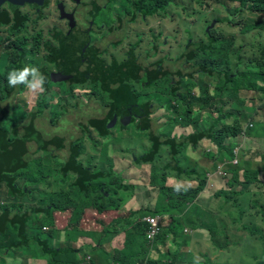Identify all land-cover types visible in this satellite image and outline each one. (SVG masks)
<instances>
[{"label": "rangeland", "instance_id": "obj_1", "mask_svg": "<svg viewBox=\"0 0 264 264\" xmlns=\"http://www.w3.org/2000/svg\"><path fill=\"white\" fill-rule=\"evenodd\" d=\"M96 1L100 0H48L46 5L40 9L34 10L28 6L17 8L16 12L24 20L23 26L16 27V25L14 26L12 23H9L6 26L0 27V77L2 78L0 82V91H2L1 89L5 85L8 86L6 80L4 81L6 68L8 67L7 71L10 72L13 69H22L24 67L23 59L17 63L21 51V54L23 55L25 53L26 57L24 65L29 61L32 63V66L37 67L41 73L45 70L50 75H56L58 72L56 64H51L44 59V57L50 56L48 52H50L49 48L51 49V46L56 50L59 47L58 43L53 40V33L59 31L62 36H66L68 33V25L71 23L79 25L77 29H79L81 40H84L83 34L85 26L89 21L94 19H96L94 25L98 24L97 26L102 27V30L101 34H89L88 39L90 43L103 40L100 43L102 46L106 42V37L108 40H116L118 36L123 39V43L120 41L115 48L112 47V49L110 48L109 50L108 47L106 52L100 56L101 59L109 61L110 63L115 60H117L118 63H125L130 60V54L137 64L141 65L143 68L148 67L149 69H152L158 61L163 60L170 69L174 71L176 69L181 70L180 74L184 77L180 81L182 92H185L186 95L198 96L208 91L201 101L208 102L210 99V102L220 103L224 108V113L236 112L233 110L235 109L234 102L226 96L229 93L233 94V92L227 89V85L226 90H222L219 84H217L220 83L218 80L211 79L207 76L206 73L208 69H211L216 74L226 72L229 77H233L238 76V73L242 71L238 68V65H236L238 63L237 57L245 63L253 57L262 59L264 62V14H254L255 11L259 12V8L240 12V3L238 1L171 0L169 5L162 11L148 16H137L133 22L119 25L115 22L114 17L118 9V4L115 0H102L100 3H106L102 7L100 15L92 17L91 19V15L95 11ZM59 6H63L62 8L67 16L71 17V22L69 21L68 25L60 16ZM247 6L249 9L253 7V4L248 3ZM1 11H6V6H3ZM83 20H87V24H84ZM101 22L104 24L102 25ZM249 25H254V29L241 34L240 32L246 30ZM112 26L115 27V31L109 33L108 29ZM104 31L107 32L105 38L103 36ZM211 39H216L221 42V39H223L225 42L224 44H230L228 53L232 55L231 57L234 64L229 62L227 64L221 63L220 60L212 58L208 52H200L190 61L183 60L179 62L180 56L186 52L185 47L189 41L194 44L200 42L208 44ZM22 41H24V43L20 44ZM71 49L72 51L75 49V44H72ZM61 50L62 48L60 51ZM257 50L258 52H256ZM28 51L30 55H28ZM66 60L72 61L70 58ZM10 61H13V63L9 65ZM69 67L72 68L71 65ZM193 70L194 72L191 73ZM247 72L250 75L254 74L249 70ZM219 75L223 79L222 75ZM126 84L130 91L139 93L141 99L147 98L152 92L156 95H161V98H159L157 102V108L149 119L150 121L154 120V125L165 124L170 117V113L161 107L159 108V106L164 104V99L168 98L165 91L166 89L172 90L174 82L168 77H163L161 80L155 81L151 85H142L140 82L134 80H129ZM49 89L50 92L48 94H44V92L42 94L38 91H30L25 87L24 90L19 93V100L24 103L21 110L13 112L3 123L5 128L9 129L19 121L28 120L31 114L33 115L37 111L36 107H42V110L37 112V116L39 117L36 120V128L41 131L44 137H48L52 130H56L58 133L62 132L59 136L63 139L64 143L62 149L50 148L49 151L39 150L34 153L32 159H30V162L39 159L43 167L42 174L45 181L42 185L36 186L35 188L42 194L55 193L56 195L61 193L60 190H62V187L68 190L67 184L72 182L74 177L69 176L67 183L61 185L59 182L60 176L56 175V173L59 167L62 166L61 160L64 159L68 153L67 147L70 145V142L82 137L77 161L84 169L87 168L90 171H100L106 175L104 178H95L90 183V186L95 187L94 185L99 184L98 181H103L105 189L102 190V196H112L113 198H111V200L109 199L112 203L108 206L104 205V209L102 210L101 208L97 209V207H90L89 209L92 210V213L89 210H85V220L82 224L80 223L81 221H77L78 231L75 232H70L67 229L72 225L70 221V211H58L53 207H47L48 204L46 202H44V204L42 202L41 204L38 203V205L35 206L36 202L40 199V197L36 195L32 197V200L24 199L22 205L27 208L32 206L33 208H40L39 211L30 214V219L32 223H36L40 226L42 230V239L48 240L50 247L58 248L59 246H70L75 250L79 249L77 251V258L81 260L79 264H84L85 262L89 264H95L96 262L102 264H120L122 263L121 257L126 253L124 247L126 232L131 229L134 222H127V225L121 228L124 224L126 209H128V207L122 205V203H120L122 199L117 196L129 198L133 201L134 205L136 207L138 206L140 209L155 204V201H153L154 197H164L160 196L161 193L149 182L150 169L141 167L143 164L149 166L152 164L136 162L137 158L140 157L145 150L150 149L151 143H147V138L144 136V133L139 134L133 121L120 124L118 118H116L113 123L111 122L108 127L109 136L106 139L100 138L92 127H88L83 131V128H80L78 125L86 124L90 122V119H102L108 111L104 109V107L110 104L106 95H103L97 87L92 89L89 82L75 84L57 79V81L49 84ZM159 89H161V91ZM217 90L224 94L222 96L216 94L215 91ZM53 93L55 95L54 99L42 101L43 97L47 99L51 97ZM95 93H97V95H95ZM238 98L241 100V96H238ZM2 103L5 104V102ZM76 103H80V108L77 112H74L73 107ZM242 106H245L244 102H242ZM66 110L67 113L60 114V112ZM58 114L62 115V118L59 119L56 126H53L49 122V117L53 116V118H55V115ZM195 115L196 112L192 116L189 115L185 117L187 120H190ZM238 120L242 121L243 118H239ZM252 124L253 127L257 128L255 133H261L262 131L264 134V109L258 111ZM63 130H66V132H63ZM86 131H88V133L83 134ZM180 133V130L174 129L173 132H171V137L178 139ZM255 133H250L249 130L245 128H243L242 131L243 136L247 137ZM137 137H142L143 141L138 140ZM224 139V145L227 143H238L239 145L243 141L241 135L236 138L228 137ZM175 143L180 144L181 140ZM202 143V149H210L211 152H215L210 145L205 142ZM34 147L35 146H33V148ZM202 149L201 147H195L197 151L193 150L192 152L200 156V154H202ZM236 150H239V148L237 147ZM156 158L165 159V156ZM218 160L219 159L215 157L210 163L214 165ZM163 163L165 162H161L159 165ZM129 165L141 169L140 174L142 178L140 181L136 177L130 175L128 169ZM48 167L51 170H48ZM161 171H163V169H161L160 172ZM128 176L132 177L128 178ZM184 179V182H170L166 180L164 185L174 187L176 184H181L183 188H186L190 183L187 178L184 177ZM141 182H144V185ZM21 183L26 187L23 178L18 180V184ZM117 183L123 186H130V189L116 188L115 185ZM151 187L155 188V190H152ZM0 189V197L3 198V200L5 198L7 199L6 189L4 187ZM44 205L51 211L49 216L46 214V207H43ZM108 210H112V213L105 215V211ZM144 210L148 209H143V211ZM94 214L102 215L96 216ZM119 218H121V220H119ZM97 220L102 222V226L97 223ZM41 222L43 223L40 224ZM68 223L70 224L68 225ZM102 227V236H104L106 232L114 235L110 245L115 249L107 260H104V256L99 255L97 250H90L85 246H93L94 244L93 239L89 236L92 234L90 230L96 229L99 232L102 230ZM119 231L124 233V241H122V233H118ZM114 238L116 242L112 243ZM186 238L188 241L190 240L188 235H186ZM97 239L98 236L94 238L95 241ZM173 240L174 242H178V236ZM148 243L151 245L153 242L151 241ZM6 244H8L6 241L0 244V258L3 257L6 264H21L22 259L18 255L13 257L6 254ZM145 244H147V242H145ZM158 247L160 251L165 252L164 254H166L167 257L168 251L173 250L176 246L175 244L173 246L168 243L167 239H165V244L162 245L160 242L158 243ZM21 249H25V247H21ZM103 250L105 252L104 247ZM133 251H135L134 254L139 255L137 249H133ZM175 251L181 256L178 246ZM34 252L36 253V258L27 260L25 264H46L44 260L46 256H48L46 252L41 255V250L38 248L34 249ZM37 254H40L38 255L40 258L37 257ZM243 254L249 257L246 252ZM123 261H125L126 264H140V261L138 262L132 257L124 258ZM248 264H262V262L256 261L254 263L252 260V262Z\"/></svg>", "mask_w": 264, "mask_h": 264}, {"label": "trees", "instance_id": "obj_2", "mask_svg": "<svg viewBox=\"0 0 264 264\" xmlns=\"http://www.w3.org/2000/svg\"><path fill=\"white\" fill-rule=\"evenodd\" d=\"M48 0H41V5L38 7L29 6L25 3L22 6H17L13 10L9 9L7 2L0 5V27L6 26L9 23L16 25V27H22L24 24L23 18L19 16L16 12L17 8L28 6L34 10L40 9L46 5ZM96 1L95 11L91 15L92 17H97L100 15L103 5L106 3H100ZM118 4L117 13L114 14L115 22L119 25L125 23L133 22L137 16H148L150 14L156 13L158 11L164 10L170 3L171 0H115ZM232 2L238 1L240 3L239 11L253 10V8H259V12L255 11L254 14H264V0H231ZM76 3V2H75ZM252 3L253 7L248 9L247 4ZM6 6V11H1V8ZM79 6V5H78ZM59 6L60 16L63 18L67 25L71 19L66 17V12ZM79 8V7H78ZM84 9V8H83ZM96 19L89 21L83 20L84 24H87L84 29V40H81L79 35V25L71 24L68 25V33L66 36H62L59 31L53 33V40L58 43L59 47L54 51L51 46L49 48L50 52L47 57H44L51 64H56L57 70L61 74L71 75L68 76L67 82L75 84H84L89 82L91 88H99L103 95H106L110 104L104 109H107V113L102 119H90V122L78 125L85 131L88 127H92L96 133L102 139H106L109 136L108 125L114 119L118 118L119 123L123 124L125 122H134L136 130L140 133H144L147 138V143H151V147L145 150L143 154L137 158V163H150V176L149 182L152 186L156 187L160 196L168 199L165 203V211L170 214V222L168 226L163 228L161 232L152 240L156 243V240L162 236L164 233L174 232L182 234L183 231L181 227L179 228V223L181 217L183 216L184 207L187 205L191 208L193 205L196 206L195 200L202 188V178L204 175L203 167L189 168L180 170L177 167L172 173L175 177H185L188 181H196L195 187L182 188L179 193H177L173 188H169L164 185L165 176L172 169L167 165V162L159 165L161 163L159 156H166L172 154L173 156L177 153H181V150H186L190 146L196 147V145L202 140H207L216 146L217 152L219 151V160L215 164H207L206 168L208 170H214L217 164L222 160L230 161L233 157L234 147L237 145L235 143L223 144L224 138L232 137L236 138L242 134L243 131V121L246 120L247 116L243 112H248V121L253 122L254 117L258 114V111L264 109V105L254 106L251 110H246L242 106V102L247 103L242 98L239 100L238 92L249 90L255 91L259 90V85H263L264 88V62L262 59L253 57L248 62H243L239 57H237L238 68L242 71L238 73V76L229 77L226 72H221L223 79L219 74L214 73L211 69H208L207 76L211 79L218 80L219 86L222 90L227 89L232 90L233 94H227L226 96L234 102L235 113H224L223 106L217 102L213 103L201 101L203 97L206 96L208 91L202 94L196 95H186L182 92L181 79L184 77L180 74L181 70L176 69L175 71L166 66L165 61H158L152 69L148 67H142L137 64L133 59L132 55L129 54L130 60L125 63H118L117 60L104 61L100 56L106 52L109 47H116L120 41L123 43V39L118 36L116 40H108L107 32H103V36L106 39L104 45L101 46L103 40L96 42H89L88 36L90 33L101 34L102 27L94 25ZM263 21V20H262ZM261 21V23H262ZM260 23V25H261ZM103 25L104 23L101 22ZM253 28L252 25L247 27L249 30ZM77 30V31H75ZM115 27H109L108 32L113 33ZM88 34V35H87ZM87 36V39H86ZM218 41L216 39H211L208 44L191 43L190 41L186 45V52L180 56L181 61H190L200 52H208L211 57L220 60L221 63L227 64L228 62L234 64L232 61V55L229 52L230 44H224V40ZM22 41L20 44H23ZM223 43V44H222ZM75 44V49L72 51L71 46ZM193 44V46H192ZM48 46V45H47ZM46 46V47H47ZM62 50L60 51V49ZM24 50V49H23ZM54 51V52H53ZM22 52V51H21ZM19 53L18 62L23 59V66H32V63L28 61L25 62V53L22 55ZM258 52V50L256 51ZM27 55V54H26ZM28 55L30 52L28 51ZM70 58L72 61H67ZM216 62L215 60H212ZM74 62V63H73ZM13 61H10L9 65ZM71 65L72 68L69 66ZM143 68V69H142ZM203 68V67H201ZM256 69L255 73L250 75L247 71ZM68 69L69 71H65ZM8 67L4 73V81L7 82ZM203 70V69H202ZM194 72L191 71V73ZM204 72V71H203ZM66 73V74H65ZM69 73V74H67ZM42 74L47 78L44 84V94L50 92L49 84L51 83L50 74L43 70ZM191 76V75H190ZM163 77H168L173 84V89H166L165 93L168 95L167 99H164V104L160 105L159 108H163L168 113L170 117L167 119L165 124L154 125V120L149 119V117L154 114L157 108L158 99L161 95H156L155 93H150L147 98L141 99V95L137 92L130 91L127 86L129 80H134L140 82L142 85H151L155 81L161 80ZM2 78L0 77V82ZM51 80V81H50ZM8 84V83H7ZM100 85V86H97ZM26 86L21 84L13 88L11 86H4L0 91V188L4 187L7 193V199L0 197V244L8 242L6 244L7 251L6 254L9 256H19L22 259L21 264H25L27 260L35 252L34 249H40L41 255L46 252V264H79L81 260L77 258V251L70 246H59L58 248H52L49 245L48 240L42 239V230L39 225L32 223L30 219V214L37 212L40 208L36 207H24L23 200H32L33 196L40 197L36 202L35 206L48 204L47 207H53L58 211H70V221L72 225L68 227V231L75 232L78 231V220L82 224L85 220L84 211L88 210L90 207H97V209H104L103 206L110 205L112 201L110 197H103L102 190L105 189L103 181H98L99 184L91 187L90 183L95 178H104L106 175L100 171H90L89 169L82 168L77 158L79 156L80 150L79 146L82 143V137L72 140L70 145L67 147V155L61 160V165L58 169L56 175L60 176V184L65 185L68 181V177H74V180L67 184L68 190L62 187L61 193L56 195L55 193L42 194L36 186L42 185L45 179L43 176V167L39 159L30 162L34 153L39 150L49 151L50 148L62 149L64 147L63 139L59 137L62 132L58 133L52 130L48 137H44L39 129L36 128L37 112L42 110V107H36V112L28 120L19 121L12 125L9 129H6L3 125L6 118L16 110H21L24 104L19 100V93L24 90ZM147 88V87H146ZM161 91V89H159ZM98 92V91H97ZM164 93V92H163ZM216 94L223 95L221 91H215ZM228 93V92H227ZM43 94V93H42ZM97 95V93H95ZM54 93L51 97L47 99L43 97L42 101H48L54 99ZM2 102H5L2 103ZM4 104V105H3ZM41 106V105H40ZM80 108V103H76L73 107V111L77 112ZM196 115L187 120L185 116ZM67 113V110L60 112V114ZM58 116V117H57ZM62 115H55L49 117V122L56 126ZM224 121L231 119L230 123H223ZM243 118V120L238 119ZM55 119V120H54ZM55 129V128H54ZM180 130L181 133L179 138L171 137V132L173 130ZM250 133H255L257 131L256 127H247ZM259 131V130H258ZM66 132V130H63ZM88 133L86 131L83 134ZM259 134V133H258ZM138 140H142V137H137ZM178 140H181L180 144H177ZM143 141V140H142ZM33 146H35L33 148ZM193 149V147H190ZM206 158L213 161L218 154L206 153ZM110 161V160H108ZM243 167L246 171L245 163L241 166H234L231 169L233 178H237L236 173ZM48 170H51L49 167ZM163 171L160 172V170ZM112 176V175H111ZM23 178L26 183V187L18 184V180ZM108 178V177H107ZM200 181V182H199ZM29 185V186H27ZM116 188L130 189V186L115 185ZM1 190V189H0ZM49 201H48V200ZM47 200V201H46ZM43 207H46L45 205ZM45 208L47 216L51 214L48 208ZM141 211H130V216L132 220L135 218V214H142L145 211L149 212L150 215L156 214V211L148 210ZM132 222V221H130ZM41 222L40 224H42ZM70 223H68L69 225ZM79 224V225H81ZM147 224L144 221H135L131 229L126 232L125 241V255L121 257L120 264H126L123 261L124 258L132 257L136 259L140 264H194L195 258L190 253L188 258L182 260L176 251L169 252L159 256L157 260H152L147 256V250L149 243L145 237ZM82 230V229H81ZM82 232V231H81ZM95 244L85 245L90 250L102 247L104 239L101 235L92 233L89 235ZM98 236L95 241L94 238ZM138 241V253L134 254L132 245L134 241ZM147 242V244H145ZM185 244L184 241L180 242ZM30 246V247H28ZM25 247V249H21ZM28 248V249H27ZM36 254V253H35ZM40 254H37V256ZM0 258V260H2ZM0 264H3L0 261ZM89 264V263H84Z\"/></svg>", "mask_w": 264, "mask_h": 264}, {"label": "crops", "instance_id": "obj_3", "mask_svg": "<svg viewBox=\"0 0 264 264\" xmlns=\"http://www.w3.org/2000/svg\"><path fill=\"white\" fill-rule=\"evenodd\" d=\"M255 71L256 69L253 68L252 72L255 73ZM256 92L257 91L252 90L248 92L240 90L238 92V96H241V98L247 102L244 107L246 110H251L252 107L257 105L253 103ZM260 101L264 103V89L260 91ZM243 113L247 116L246 120L242 122L244 126L249 116L248 112ZM231 121V119L224 121V118H222L223 123H230ZM258 133L252 134L249 137L241 135L243 141L239 145L235 143L237 145L234 149L237 147L239 148L238 162L235 166H242L245 163L246 171L241 167L236 173L237 178H232L233 174L229 173L226 169V167L231 164L226 161V159H222L217 166L225 165L224 170L227 172V176L224 178L213 177L208 183L206 182L205 188L195 200L196 206L193 205L190 208L187 205L184 207L183 216L179 223L183 233H164L156 240V243L149 245L147 250L148 258L157 260L159 256L163 255L165 252L159 250L158 243L161 242L163 245L165 244V239H167L168 243L173 246L175 244L176 247L178 246L181 254L179 257L182 260H186L188 254L191 253L195 260L197 258L200 260V264H248L252 262V260L254 263L256 261H261L262 264H264V134L262 131ZM202 142L210 145L215 152H211L210 149H202ZM197 147H201L202 149V154H200V156L192 152L193 150L197 151L195 148L191 149L188 147L186 150L182 149L181 153H177L174 161H171L167 152L165 159L160 160L161 162H167V165L172 168L169 169V172L166 174L165 181L184 182V177L173 176L172 172L177 167H179L181 171L198 167H203L202 169L205 173L212 171L206 168L207 164H211L210 160L206 158V153L218 154L216 158L219 159V157H221L219 156V151L217 152L216 147L207 140L199 142ZM141 167L150 169V166L147 164H143ZM128 169L130 175L136 177L140 181L142 178L140 174L141 169L139 167H131V165H129ZM132 176H128V178ZM190 182L192 184L196 183L195 181ZM141 183L144 185V182ZM167 187L172 188L173 186ZM151 189L155 190L153 187H151ZM117 197L122 199V201H120L122 205L128 207V209H126V218L121 228H124L127 222L142 221L143 218L147 216L143 214H150L147 211L142 214L143 216L135 214V218L132 220L130 210L134 212L143 209L156 211V214L159 215L161 219V230L167 227L171 220L170 214L165 211V203L168 199L164 197H154L153 201H155V204L150 207L145 206L143 209H140L138 206L136 207L129 198L122 196ZM88 210L92 213L91 209ZM111 213L112 210L105 211V215ZM94 215L100 216L102 214ZM119 220H121V218H119ZM97 223L102 226V222L97 220ZM90 231L102 236L103 227L99 232L96 229H91ZM120 232L121 231L118 233ZM121 233L122 241H124V233ZM186 235L190 237L189 241ZM177 236L179 240L178 242H174L173 239ZM102 237L104 239L102 247H97L93 250H97L98 254L104 256V260H107L115 249L110 245L114 235L106 232ZM182 241L185 242L184 245L180 243ZM113 242H116L115 238L112 240V243ZM176 247L168 252L175 251ZM137 248L138 241L135 240L133 249L136 250ZM244 252H246L249 257L243 254ZM29 258H36V254L34 253ZM0 261L6 264L4 258ZM95 264L102 263L96 262Z\"/></svg>", "mask_w": 264, "mask_h": 264}, {"label": "clouds", "instance_id": "obj_4", "mask_svg": "<svg viewBox=\"0 0 264 264\" xmlns=\"http://www.w3.org/2000/svg\"><path fill=\"white\" fill-rule=\"evenodd\" d=\"M251 26V25H249ZM248 26V27H249ZM253 28L249 29V30H243L242 32H240L241 34H244V33H247L249 31H252L254 29V25H252ZM46 77L40 72V70L35 67V66H24L22 69H13L11 70L8 75H7V83L9 86L15 88L17 87L18 85H25L30 91H33V92H40V93H43L45 91L44 89V84L46 82ZM64 81V80H63ZM52 82V81H51ZM263 85H259V90H255L257 91L255 96H254V99H253V103L254 104H257L256 106H260V105H264L263 102L260 101V91L264 88H262ZM252 125V122L251 121H248V122H245L243 128H247V127H250ZM243 135V134H241ZM213 144V143H212ZM198 145V144H197ZM196 145V147H197ZM190 147H193L195 148L194 146H190ZM237 148H235L233 150V157L230 161H228L231 165H228L226 167L227 171L229 173H231V169L234 168L235 165H237V162H238V156H239V150H236ZM179 150H177V153H178ZM177 153L173 156L172 154H168L170 156V159L171 161H174L175 160V156L177 155ZM235 153H237V155L235 156ZM234 160H236V163H234ZM233 165V166H232ZM224 166L225 165H219L217 166L214 170L210 171V172H204V175H203V178H202V188L199 192V194L203 191V189L205 188V185H206V182L208 183V181L210 179H212L213 177H218V178H224L227 176V172H225L224 170ZM233 178V177H232ZM196 182V181H195ZM200 182V181H199ZM190 185L186 188H189V187H195L196 186V183H191L189 181ZM183 188V185L181 184H176L174 186V190L179 193L181 191V189ZM198 194V195H199ZM197 195V197H198ZM143 215H150V214H143ZM152 215H157V214H152ZM159 216V215H158ZM146 217V216H145ZM144 217V218H145ZM144 218L142 221H144ZM145 222V221H144ZM161 224V222H160ZM161 232V230H160ZM148 241V240H147ZM150 242V241H148ZM194 264H200V260L197 258L195 261H194Z\"/></svg>", "mask_w": 264, "mask_h": 264}, {"label": "built area", "instance_id": "obj_5", "mask_svg": "<svg viewBox=\"0 0 264 264\" xmlns=\"http://www.w3.org/2000/svg\"><path fill=\"white\" fill-rule=\"evenodd\" d=\"M236 155L237 153H235V156ZM234 163H236V160H234ZM144 221L147 224L145 237L148 241L151 242L160 233L161 219L158 215H148L144 218Z\"/></svg>", "mask_w": 264, "mask_h": 264}, {"label": "water", "instance_id": "obj_6", "mask_svg": "<svg viewBox=\"0 0 264 264\" xmlns=\"http://www.w3.org/2000/svg\"><path fill=\"white\" fill-rule=\"evenodd\" d=\"M5 2L8 3L10 10H13L17 6H22L25 3H27L29 6H32V7H38L41 5V0H0V5L5 3ZM50 77L52 78V82L57 81V79H60L62 81L64 80L61 73H59V72H57L56 75H51ZM67 78H69V77L67 76ZM114 120L112 121V123L114 122ZM110 124L111 123H109L108 126H110Z\"/></svg>", "mask_w": 264, "mask_h": 264}, {"label": "flooded vegetation", "instance_id": "obj_7", "mask_svg": "<svg viewBox=\"0 0 264 264\" xmlns=\"http://www.w3.org/2000/svg\"><path fill=\"white\" fill-rule=\"evenodd\" d=\"M153 14H154V13H153ZM66 16H67V14H66ZM67 17L71 19V17H69V16H67ZM185 48H186V47H185ZM55 50H56V49H54V51H55ZM54 51H53V52H54ZM50 53H52V52H50ZM65 71H69V70H68V69H65ZM58 72H59V71H58ZM59 73H61V71H60ZM65 74H66V73H65ZM67 74H69V73H67ZM61 75H62L64 81H68L69 78H67V76H71V75H67V76H66V75H64V74H61ZM50 76H51V75H50ZM51 80H52V78H51ZM51 80H50V81H51Z\"/></svg>", "mask_w": 264, "mask_h": 264}]
</instances>
